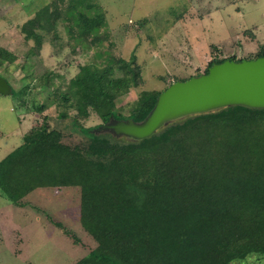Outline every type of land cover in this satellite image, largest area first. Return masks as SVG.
<instances>
[{"label":"trees","instance_id":"trees-1","mask_svg":"<svg viewBox=\"0 0 264 264\" xmlns=\"http://www.w3.org/2000/svg\"><path fill=\"white\" fill-rule=\"evenodd\" d=\"M50 8L23 26L37 50L42 36L35 29ZM53 11L68 24L71 38L101 41L97 34L107 21L97 0H68ZM263 55L264 50L258 57ZM14 59L0 47V64ZM223 60L213 56L204 73ZM133 61L111 56L106 65H80L65 89L54 87L75 110L76 124L91 113L102 123L111 116L139 121L149 113L163 90L144 92L127 116L116 108L123 94L142 83ZM114 66L122 68V76H111ZM44 75L52 85L54 72H45L39 84ZM99 125L80 127L90 131ZM63 139L46 121L24 135L0 160V194L22 205L21 198L37 188H79L80 222L97 242L92 257L103 264H250L264 256V112L208 118L139 147L90 153L88 144L111 145L110 140L69 144ZM185 143L190 162L179 165L162 156L161 151Z\"/></svg>","mask_w":264,"mask_h":264},{"label":"rangeland","instance_id":"rangeland-1","mask_svg":"<svg viewBox=\"0 0 264 264\" xmlns=\"http://www.w3.org/2000/svg\"><path fill=\"white\" fill-rule=\"evenodd\" d=\"M67 2L0 0V47L15 58L0 64V75L17 91L0 94V160L45 121L63 133L66 143L87 142L73 129L75 110L54 92V87L65 89L80 65H106L111 56L134 58L142 83L116 101L118 112L127 116L144 92L164 90L171 82L204 73L213 56L239 61L255 59L264 50V0H97L107 24L97 34L101 41L95 43L70 37L68 24L53 11L55 5L62 10ZM46 5L51 8L35 29L42 36L37 50L23 26ZM47 71L56 75L53 84L45 75L39 84ZM123 73L117 66L111 70L112 77ZM213 117L216 114L189 126ZM78 121L86 128L102 123L95 113ZM88 145L90 153L117 149L112 144ZM187 148L185 143L161 152L182 165L193 160ZM105 175L110 177L107 171ZM21 199L23 204L17 205L0 194V264H103L92 257L97 242L80 222L79 188L42 187ZM250 264H264V256Z\"/></svg>","mask_w":264,"mask_h":264},{"label":"water","instance_id":"water-1","mask_svg":"<svg viewBox=\"0 0 264 264\" xmlns=\"http://www.w3.org/2000/svg\"><path fill=\"white\" fill-rule=\"evenodd\" d=\"M0 94H12L11 84L1 75ZM233 110L264 112V55L213 62L207 73L170 83L142 120L111 116L90 131L74 122L73 129L87 141L91 137L106 138L118 148L139 147L165 140L202 117H218L224 112L229 116Z\"/></svg>","mask_w":264,"mask_h":264},{"label":"crops","instance_id":"crops-1","mask_svg":"<svg viewBox=\"0 0 264 264\" xmlns=\"http://www.w3.org/2000/svg\"><path fill=\"white\" fill-rule=\"evenodd\" d=\"M72 241H73V239H72ZM74 243V242H73Z\"/></svg>","mask_w":264,"mask_h":264}]
</instances>
